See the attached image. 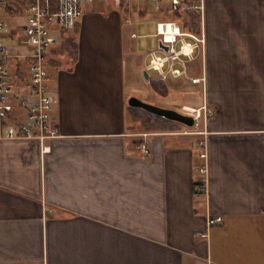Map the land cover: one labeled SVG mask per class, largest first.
I'll return each instance as SVG.
<instances>
[{
    "label": "crops",
    "instance_id": "crops-1",
    "mask_svg": "<svg viewBox=\"0 0 264 264\" xmlns=\"http://www.w3.org/2000/svg\"><path fill=\"white\" fill-rule=\"evenodd\" d=\"M112 2L54 31V135L0 138V264H264V0H205L196 11L205 41L178 36L180 60L170 61L158 40L143 85L128 65L133 19L153 20L160 38L159 24L182 31L192 21L168 0ZM11 9L7 42L29 51L26 13ZM153 52L166 58L161 69L149 65ZM11 63L25 92L26 60ZM144 92L183 112L210 111L189 129L146 130L128 108Z\"/></svg>",
    "mask_w": 264,
    "mask_h": 264
},
{
    "label": "built area",
    "instance_id": "built-area-1",
    "mask_svg": "<svg viewBox=\"0 0 264 264\" xmlns=\"http://www.w3.org/2000/svg\"><path fill=\"white\" fill-rule=\"evenodd\" d=\"M84 1L92 0H0V138L36 137L44 140L54 135L55 131L52 129L54 100L48 94L47 88V54L55 41L54 31L58 28H75L80 21L84 12ZM116 1L124 3L127 8L131 9L134 4L154 3L161 0ZM168 1L173 12L185 13L190 10L202 12L205 7V0ZM17 7H21L26 13L25 24L20 27L30 46L29 51L26 52L13 51L7 42L12 26L4 14L9 8L15 9ZM167 31L164 27L161 28V24L158 25L157 34L162 36L164 42L170 44L166 56L170 61L180 60V53L175 47L178 36L190 35L199 44L205 41L203 29L201 34L197 36L180 31L175 26L173 31ZM167 33L170 34L169 37ZM15 58L26 60L27 69L22 68L26 74V77L23 78L24 83H27L25 92L16 90L18 77L11 63V60ZM165 59V57L153 52L149 65L154 69H161ZM172 72L179 74L180 71L178 68H174ZM197 80L199 78H192V81ZM204 109L206 112L210 111V108L204 107ZM20 110L25 112L23 117L20 116ZM194 113L196 117L197 115L200 116L199 111L194 110ZM142 147L146 152L148 151L146 142L142 143ZM201 157L205 158L206 153L202 152ZM198 170L204 175V178L198 184L197 189L203 192L206 191L205 174L207 168L203 165ZM220 221H222V216L219 215L209 218V224Z\"/></svg>",
    "mask_w": 264,
    "mask_h": 264
},
{
    "label": "rangeland",
    "instance_id": "rangeland-1",
    "mask_svg": "<svg viewBox=\"0 0 264 264\" xmlns=\"http://www.w3.org/2000/svg\"><path fill=\"white\" fill-rule=\"evenodd\" d=\"M109 5H110V7H116L115 3L112 2V0L84 1L83 2V10H85L86 12H88V11L92 12V11H96V8H98V7H106V6H109ZM134 6L136 7L137 4H135ZM190 16H193V15L192 14H188L189 19H190ZM133 20L134 21L129 26V33H130V30H134L137 33L138 37L137 38H130L129 34H128L129 40L135 41L137 43L136 44V50L134 52H132V55L130 56V58H128V65L131 68V70L130 69L129 70L132 72V74L134 72V69L138 68V70H139V72L141 74L139 76H142L141 77L142 78V83L141 84L143 85L145 80H146V77H145V74H144V70L145 69H144V67H142L143 66L142 64H144L146 61H149V55H150L149 51L150 50L158 49L157 48L158 47V40L160 39V37L156 35V27H157V25L155 24V22L153 20H148L147 24H139L140 20L138 18L137 19H133ZM192 25H193L192 29H191L192 32L194 31L195 33H197L199 30H202L201 29L202 28V24H197V25L196 24H192ZM196 26H198V29H197ZM182 31H183V28H182ZM194 35L197 36V34H194ZM187 37H189V36H187ZM152 73H154V72H151V74ZM141 89H143V87H140L138 89L139 92H141ZM139 92H136V93L138 94ZM140 94H141L140 95L141 97H143L144 99H146V101H148L150 103H154V104L159 105V106L168 107L167 104H166V103L169 102L168 99H161L160 101L153 102L155 100H152V97L149 94H147L145 92L144 93H140ZM171 95H173V96L174 95H179V97L176 96L178 99H180L182 102H187V103L191 104V100H187L186 96L183 93H180L179 91H174V92H172ZM193 101H195V100H193ZM201 109H203V111L205 110L204 107L203 108H201V107H197V108L191 107V108H187L186 111L189 112L191 110V112H194V110H195L196 112L197 111L200 112ZM200 116L197 115L198 118H200ZM181 124H184V123L180 122L179 125H181ZM182 127H187V129H189V128H192V127H195V126H191L190 127V126H187L186 124H184V125H181V128ZM200 156H201V154H200ZM206 173H207V171H206ZM205 177H206V174H205Z\"/></svg>",
    "mask_w": 264,
    "mask_h": 264
},
{
    "label": "trees",
    "instance_id": "trees-1",
    "mask_svg": "<svg viewBox=\"0 0 264 264\" xmlns=\"http://www.w3.org/2000/svg\"><path fill=\"white\" fill-rule=\"evenodd\" d=\"M174 14L181 17L184 20L183 23H185V18H186L183 14L193 15L190 16L191 19L190 21H192L191 24H181L183 28L187 27L188 29H192L193 26L192 23H196V21L199 19V15L196 13V11L193 10L187 11L185 13L175 11ZM196 27L198 29V26ZM128 108L132 118L135 121H138L141 124V126L146 130H157L162 128L177 129L179 127L180 122L165 118L163 116L145 110L141 107L128 105Z\"/></svg>",
    "mask_w": 264,
    "mask_h": 264
},
{
    "label": "water",
    "instance_id": "water-1",
    "mask_svg": "<svg viewBox=\"0 0 264 264\" xmlns=\"http://www.w3.org/2000/svg\"><path fill=\"white\" fill-rule=\"evenodd\" d=\"M159 46L164 48L165 50L169 49V44L163 42L162 38L159 39ZM145 74L147 75L146 72ZM128 103L131 106L141 107L165 118L184 123L187 126H193L195 124V116L193 114L183 112L172 107L159 106L154 103L145 101L135 95L129 97Z\"/></svg>",
    "mask_w": 264,
    "mask_h": 264
},
{
    "label": "bare ground",
    "instance_id": "bare-ground-1",
    "mask_svg": "<svg viewBox=\"0 0 264 264\" xmlns=\"http://www.w3.org/2000/svg\"><path fill=\"white\" fill-rule=\"evenodd\" d=\"M175 26V25H174ZM174 26H172L170 23H168L167 25H162L161 24V28L162 27H164L165 29H167L168 31L167 32H171V31H173L174 30ZM178 26H176V28H177ZM169 33H167V36L169 37ZM188 46V45H187ZM185 47V46H184ZM207 168V167H206Z\"/></svg>",
    "mask_w": 264,
    "mask_h": 264
}]
</instances>
